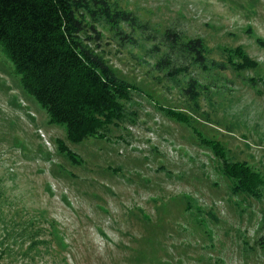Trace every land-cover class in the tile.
<instances>
[{
    "label": "rangeland",
    "instance_id": "rangeland-1",
    "mask_svg": "<svg viewBox=\"0 0 264 264\" xmlns=\"http://www.w3.org/2000/svg\"><path fill=\"white\" fill-rule=\"evenodd\" d=\"M76 12L132 85L118 116L72 142L0 44V264H264V0ZM167 30L201 37L204 63ZM241 54L254 64L235 67Z\"/></svg>",
    "mask_w": 264,
    "mask_h": 264
},
{
    "label": "trees",
    "instance_id": "trees-1",
    "mask_svg": "<svg viewBox=\"0 0 264 264\" xmlns=\"http://www.w3.org/2000/svg\"><path fill=\"white\" fill-rule=\"evenodd\" d=\"M74 1L0 0V44L22 86L46 110L49 121L63 125L67 139L79 142L97 135L99 128L121 113L122 99L132 84L84 42L81 33L87 24L76 12L78 0ZM166 35L204 63L201 37L183 39L172 30ZM233 63L238 68L254 61L241 54ZM59 144L77 159L65 142ZM250 173L257 175L254 170Z\"/></svg>",
    "mask_w": 264,
    "mask_h": 264
}]
</instances>
